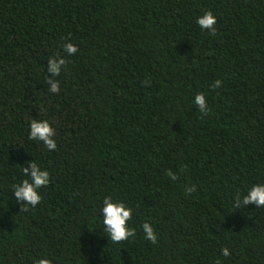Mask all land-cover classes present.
<instances>
[{"label":"trees","instance_id":"1","mask_svg":"<svg viewBox=\"0 0 264 264\" xmlns=\"http://www.w3.org/2000/svg\"><path fill=\"white\" fill-rule=\"evenodd\" d=\"M208 11L215 35L197 24ZM31 162L50 183L22 211ZM257 184L264 0H0V264H264V207H234ZM105 198L133 210L128 241L109 239Z\"/></svg>","mask_w":264,"mask_h":264},{"label":"clouds","instance_id":"2","mask_svg":"<svg viewBox=\"0 0 264 264\" xmlns=\"http://www.w3.org/2000/svg\"><path fill=\"white\" fill-rule=\"evenodd\" d=\"M216 17L211 11L204 13L197 19V24L202 28L208 30L211 34L216 33ZM64 51L69 55H75L78 48L73 44L68 43L64 45ZM66 64V60L63 58H52L48 61L47 71L52 73L53 76L58 77L61 74L63 66ZM50 86L49 91L54 94H58L60 91V84L56 79L46 80ZM147 84V81H145ZM221 81L217 80L213 84V89L219 87ZM195 104L199 107L202 113L207 114V103L204 94L198 93L195 97ZM55 136V130L50 126L47 120H32L30 123V140H36L43 143V145L49 150H55L57 144L53 137ZM29 168L31 173L29 176ZM23 173L29 179L23 180L20 184L13 186L14 195L17 201H24V205L21 206L22 211H27L29 206L33 208L41 203V196L39 189L47 187L50 183V174L47 170H41V167L31 162L27 168H23ZM167 175L173 180L177 177L171 170H168ZM195 190V186L191 190L187 189L189 193ZM236 203L234 207H241V203L246 206L248 204H254L257 208L264 207V185H253L248 191L247 195L241 198L236 197ZM132 209L122 201L114 202L111 198H105L103 200V208L101 210L103 217V224L105 231L108 234L111 242L118 244L128 241L130 237L135 236V229L128 226V222L132 219ZM145 238L151 241L153 244L157 243V236L154 233V229L149 223L142 225ZM223 256H229L230 252L227 248L221 250ZM37 264H51L48 259H40Z\"/></svg>","mask_w":264,"mask_h":264}]
</instances>
